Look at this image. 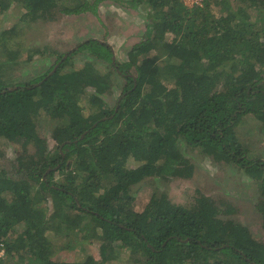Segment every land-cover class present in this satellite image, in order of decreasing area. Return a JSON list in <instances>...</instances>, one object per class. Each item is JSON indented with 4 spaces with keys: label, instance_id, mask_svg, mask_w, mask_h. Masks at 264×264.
<instances>
[{
    "label": "trees",
    "instance_id": "trees-1",
    "mask_svg": "<svg viewBox=\"0 0 264 264\" xmlns=\"http://www.w3.org/2000/svg\"><path fill=\"white\" fill-rule=\"evenodd\" d=\"M12 1L0 0V12ZM20 1L26 10L21 22L36 20L43 10L50 18L60 5ZM69 1L63 14H95L102 0ZM116 1L143 7L145 26L118 59L109 43L89 38L65 52V60L59 56L49 76L27 84L0 77V137L21 148L12 170L0 169V264H115L121 250L135 264H264V245L240 223L218 218L210 198L187 208L166 193L153 194L135 211L130 192L148 176H191L179 141L236 163L244 177L251 167L264 172L262 160H247L251 152L234 132L247 113L264 124V26L244 6L231 8L225 0L191 6L183 0ZM239 1L264 19V0ZM78 53H84L82 66L63 70ZM88 88L93 93L78 105ZM114 89L119 94L109 107L102 95ZM40 113L56 122L50 149L38 133ZM129 159L139 164L127 168ZM72 234L98 243L100 260L88 253L75 262L52 259L54 241L62 244Z\"/></svg>",
    "mask_w": 264,
    "mask_h": 264
},
{
    "label": "rangeland",
    "instance_id": "rangeland-1",
    "mask_svg": "<svg viewBox=\"0 0 264 264\" xmlns=\"http://www.w3.org/2000/svg\"><path fill=\"white\" fill-rule=\"evenodd\" d=\"M188 6L199 4L200 0H183ZM231 8L245 7V12L258 26H264V19L255 14V9L244 5L239 0H225ZM60 5L52 9L50 18L48 12L38 13L34 21L21 22L25 13L22 1L14 0L11 5L0 12V77L8 84L29 82L51 71L59 56L74 48L81 41L95 38L106 41L116 49V55H124L125 49L132 46L143 36L144 11L142 8H128L116 0H102L98 3L96 13L85 11L79 14H63L61 7L71 5L69 0H59ZM91 2V0H89ZM227 5L219 2V6ZM16 26V30H9ZM263 31V30H262ZM261 32V30H259ZM84 53L73 55L63 64V70L78 69ZM65 60V57H60ZM59 60V58H58ZM5 64H1V62ZM62 61V60H61ZM238 62V61H237ZM52 69H50V67ZM114 75V74H113ZM114 79L116 78L114 76ZM261 83L264 84V67L261 68ZM220 88V84H218ZM93 93V88L86 89V93L79 95L78 105L85 106L84 101ZM119 91L113 90L110 94H103L105 105L112 107ZM89 109L84 107L83 113ZM56 122L40 113L37 119L38 133L44 138L47 148L55 145L51 133ZM234 132L237 140L251 153L245 156L247 160L264 162V124L253 114H245L236 126ZM179 150L184 158L193 166L188 178L167 177L160 175L145 177L131 186L133 195L132 207L135 211L144 208L151 195L166 193L170 201L184 207H193L200 197L210 198L218 207L217 217L222 221H233L246 227L249 237L264 245V226L261 210L264 209V190L261 180L264 172L251 167V171L238 166L234 162L217 161L205 153L201 146L190 147L179 141ZM15 144L9 143L0 137V169L10 172L13 168L15 156L21 151L15 149ZM28 151L33 152L34 146L28 145ZM138 161L129 159L125 166L134 168ZM264 165V164H263ZM242 168V169H241ZM258 174L254 177L252 174ZM101 192V191H100ZM199 193V194H198ZM197 196V197H196ZM81 235L72 234L66 243L56 242L52 259L58 261L75 262L91 254L100 260L98 243H91L87 239L81 240ZM65 240V239H64ZM69 240V242H68ZM66 245H65V244ZM84 248V249H83ZM128 251L121 250L115 264H135L130 262Z\"/></svg>",
    "mask_w": 264,
    "mask_h": 264
},
{
    "label": "water",
    "instance_id": "water-1",
    "mask_svg": "<svg viewBox=\"0 0 264 264\" xmlns=\"http://www.w3.org/2000/svg\"><path fill=\"white\" fill-rule=\"evenodd\" d=\"M65 57V55L63 56V58ZM114 59V57H113ZM60 62V61H59ZM59 62L53 67V69L47 74L48 76L54 71V69L56 68V66L59 64Z\"/></svg>",
    "mask_w": 264,
    "mask_h": 264
},
{
    "label": "built area",
    "instance_id": "built-area-1",
    "mask_svg": "<svg viewBox=\"0 0 264 264\" xmlns=\"http://www.w3.org/2000/svg\"><path fill=\"white\" fill-rule=\"evenodd\" d=\"M2 253H3V249L0 248V254H2Z\"/></svg>",
    "mask_w": 264,
    "mask_h": 264
}]
</instances>
